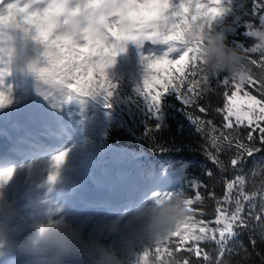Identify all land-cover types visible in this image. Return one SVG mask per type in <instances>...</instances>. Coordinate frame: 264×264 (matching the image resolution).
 I'll list each match as a JSON object with an SVG mask.
<instances>
[{"label": "snow or ice", "instance_id": "snow-or-ice-1", "mask_svg": "<svg viewBox=\"0 0 264 264\" xmlns=\"http://www.w3.org/2000/svg\"><path fill=\"white\" fill-rule=\"evenodd\" d=\"M35 2L41 5L39 10L27 3H12L0 11V31L15 30L23 39L42 45L44 66L33 64L32 69L48 85L60 92L103 96L107 107H111L117 85L106 70L128 42L159 39L171 45L174 58L144 57L146 74L143 89L138 91L154 114H158L165 93L175 92L196 131L204 137L201 150L216 165L219 175L205 169L202 175L208 183L198 178L189 184L190 189H196L194 196L181 191L191 210L188 223L184 230L155 243L151 252L159 256L166 251L170 264H250L256 245L264 244V0H253L252 11L244 13L251 17L244 22V35L253 38L254 44L245 47L234 41L231 46L244 55L249 69L246 79L210 74L196 54L199 44L188 42L184 36L185 24L194 16L203 18L205 28L216 27L231 10L225 0H181L179 9L172 13L170 0H82L87 23L68 30L61 27L62 17L57 20L51 15L63 10L67 0ZM218 6L223 15L214 16ZM9 9H15L17 15H10ZM162 64L176 66L179 75L174 77L175 83L171 74L162 77L154 71ZM85 70L98 73L95 87L79 86ZM157 84L160 90L153 91ZM241 91L244 101L237 99ZM208 94L216 98L215 102H198ZM4 103L0 94V106ZM256 132L258 136L253 135ZM11 171L0 172V180H6ZM218 184L225 188L222 196L215 191ZM243 235L249 237L252 251L240 239ZM202 244L214 247L209 251ZM255 254L264 264V249Z\"/></svg>", "mask_w": 264, "mask_h": 264}, {"label": "rangeland", "instance_id": "rangeland-1", "mask_svg": "<svg viewBox=\"0 0 264 264\" xmlns=\"http://www.w3.org/2000/svg\"><path fill=\"white\" fill-rule=\"evenodd\" d=\"M176 5H171L169 8V12H174L178 10L180 7L181 0H176ZM204 2V0H201ZM12 3L17 4H30L35 10H39L41 5L36 3L35 0H3L4 5H9ZM225 4L231 10L236 5V0H225ZM75 9V11H68V9ZM230 10V11H231ZM87 8H85L82 0H67L64 5V9L60 11H55L51 13L52 16H55L57 20L61 17L63 18V23L61 24L62 29L68 30L73 29L76 25L86 24L87 20L83 15V12H86ZM229 11V12H230ZM228 12V13H229ZM225 16V15H224ZM223 16V17H224ZM197 19L195 16L193 20ZM223 20L220 19L217 21L216 27ZM21 40H23L21 42ZM129 46V47H128ZM170 47L162 48L160 44H157V40L155 42L151 40L147 41H130L126 44L124 53H128V48L130 50L129 56H124L129 65L125 72L129 76H133L137 68H140L143 71H146L144 57H151L152 59H160V58H174L175 54L170 52ZM126 51V52H125ZM0 53L5 54L9 60L10 71L14 73L17 79V86L15 89L8 88H0V94H3L5 97V103L0 106V127H18L23 133H35L40 130L43 125L48 124L46 120H54L58 113L65 114L68 118H73L75 115H82L88 119L89 125L91 122H94V117H89L87 114V109L90 106L87 102H82L81 98L76 99V97H72L69 99L66 95V92H60L59 90L53 88L52 86H46L43 83V79H41L38 74L33 71L32 65L37 64L39 66L43 65V49L36 48V45H33L32 40H25L22 37V34L11 29H4L0 31ZM168 53V56L165 57V54ZM117 57H115L116 59ZM116 63V61H115ZM117 64V63H116ZM118 65V64H117ZM119 68L122 69V65H118ZM176 66H169L167 64L157 65L154 68V71H171L175 70ZM25 85V87H24ZM31 88V91H29ZM20 97V98H18ZM238 101L246 100L243 96H238ZM16 105L15 111H13V115L8 118L11 120H7V110L4 108L11 103ZM95 138V137H90ZM74 143L70 144L64 150L57 154L65 153L66 160L64 165L71 164L75 157L72 155L74 152L73 148ZM77 146V144H75ZM75 147V146H74ZM80 154L77 157H80L82 154L91 161H106L108 164L117 169L114 173V178L108 176V179H114V181L107 182V186H114L115 183L122 184L124 180L128 178L131 173L125 174L129 166L133 169V176L137 178L141 177L139 173V169L146 168L145 164L137 159L128 158L129 161L127 165L122 161H115L114 151L107 149H94L93 142L87 140V137L83 144L80 146ZM99 153L100 155L95 157L94 155ZM16 168V169H15ZM33 170L34 182L29 185L27 182V169ZM53 167L48 164L47 160H38L32 163L24 162L21 164H17L14 166L13 175L0 183V193L5 194L7 185L14 183L15 181L20 185V189L24 195H27L29 191V187L31 186L33 189L32 197H37V192L40 191L48 180L49 175H53L52 172ZM143 171V170H142ZM140 170V172H142ZM3 172V171H0ZM162 181L165 182L166 188H162L160 185H157L155 191L158 192L157 195L148 200L147 205L151 204L155 199L162 196L164 193H173L174 184L172 183V179L165 173V175L161 172ZM150 176V175H149ZM87 176H83L81 171H78L74 181L76 185L81 186L85 190H90V180L86 178ZM134 182H131V185ZM170 188V189H169ZM91 192V191H86ZM5 197V196H4ZM6 198V197H5ZM40 200V198H39ZM41 203V211L43 212L47 210L50 216L54 218H63L66 220L72 221L82 232L85 239L88 242L87 250L88 255L83 254L79 256H75L68 261V264H78L80 261H85V264H102V259L104 256L109 255L112 256L113 259L111 264H123V257L119 253L114 251L111 246L112 245H121L125 246L124 242L120 241V237L113 239L111 235L116 231L124 234V229L127 225H130L133 229L130 235H126V246H132V250L136 251L140 248V245L136 244V237L138 235V222L143 213V206L134 211V209L130 212L114 213V214H105L101 209L87 210L83 211L80 214H71L69 213L66 217H59L57 209L54 210L51 208L48 203L44 200L40 201ZM146 205V204H145ZM6 207L9 210H12L19 221H21L22 225H26L31 222V219L27 218L22 211V208H17L13 205L6 204ZM140 238V237H139ZM141 239V238H140ZM128 240V241H127ZM129 247V248H130ZM95 253V255H93ZM11 254H6L3 251H0V264H8L9 258ZM134 260V258H131Z\"/></svg>", "mask_w": 264, "mask_h": 264}, {"label": "trees", "instance_id": "trees-1", "mask_svg": "<svg viewBox=\"0 0 264 264\" xmlns=\"http://www.w3.org/2000/svg\"><path fill=\"white\" fill-rule=\"evenodd\" d=\"M253 9V0H237L236 7L228 14L225 20L217 26V31H224V37L229 46L232 43L239 42L245 47H251L254 39L244 35L246 28L244 22L251 19L245 12H251ZM258 23V21H257ZM86 71L83 72L85 75ZM108 78L117 85L114 95L111 98V107L115 116L120 118L119 122H111L108 119L109 114H98V120L101 124L99 138L102 145L117 152L120 158H140L150 162L156 170H166L173 178H176L175 192H186L194 196L196 189L189 188L192 180L200 178L204 183H208L207 177L202 175L205 169H212L219 175L216 165L205 156L201 146L205 144L204 137L196 131L195 125L191 123L186 114L184 104L177 98L175 92L170 91L162 99L158 114L150 111L149 103L141 95L138 89H143L145 72L137 71L134 78H127L125 75L114 71L109 67L106 70ZM171 74L173 83L174 77L179 73L176 71L162 72L160 76ZM91 83L95 87L99 79L98 73H88ZM227 76L228 73H222ZM84 84L90 81L83 77ZM107 86V85H105ZM160 90V85L154 86L153 91ZM243 94V91H241ZM103 98V96H101ZM215 97L208 94L205 100L198 101L204 104L206 101L215 102ZM196 114L203 117V114L196 110ZM219 122V117L217 118ZM258 136L259 133H253ZM210 147V145H209ZM222 158H224L222 156ZM251 167V165H249ZM227 175H230L227 174ZM251 177V173H249ZM259 181V176L255 178ZM215 191L218 195H223L225 188L217 185ZM211 211V207L209 208ZM244 241L249 251L253 250V245L247 235L240 237ZM193 243L192 241L186 242ZM206 250H211L214 245H201ZM152 243L145 246L143 255L151 252ZM264 249V244H257L253 255L250 258V264H261L260 256L255 252ZM183 251V249H181ZM167 255L162 251V258ZM134 264H142L135 262Z\"/></svg>", "mask_w": 264, "mask_h": 264}, {"label": "clouds", "instance_id": "clouds-1", "mask_svg": "<svg viewBox=\"0 0 264 264\" xmlns=\"http://www.w3.org/2000/svg\"><path fill=\"white\" fill-rule=\"evenodd\" d=\"M8 11L17 15L15 9ZM217 14H221L219 6L213 13L214 16ZM222 30L205 28L203 18L192 19L185 24L184 36L188 42L199 44L196 54L210 74L227 72L238 79H246L249 69L244 55L227 44L221 35ZM202 37L203 43H200ZM61 156L62 159L58 160ZM65 160V153L54 157V174L48 176L49 188L54 189L55 182L63 174ZM12 174L11 171L6 180ZM190 215V207L181 192L160 196L143 210L138 222V235L154 245L184 230ZM87 247L90 246L81 230L70 220L54 218L45 210L34 214L31 222L22 225L12 210L0 205V251L16 256L22 264H68L71 258L85 254ZM142 264H170V261L167 257L148 252L147 256L143 255Z\"/></svg>", "mask_w": 264, "mask_h": 264}, {"label": "bare ground", "instance_id": "bare-ground-1", "mask_svg": "<svg viewBox=\"0 0 264 264\" xmlns=\"http://www.w3.org/2000/svg\"><path fill=\"white\" fill-rule=\"evenodd\" d=\"M0 81H2V82H11V80L8 77H6V65L4 63V60L3 61H0ZM18 139H19V131L17 129H11L9 127H6L5 129H0V145H5V146L12 145ZM80 152H81L80 149H76L73 152V156L76 158L80 154ZM50 161H51V163L54 164V157L52 159H50ZM54 166H55V164H54ZM65 170H66L65 172L69 171L68 168L65 169ZM28 181H32V179H31L30 176H29V180ZM17 182L15 181L14 183H12V186H13V188L15 190H19V184ZM124 189H123V191L126 190V189L125 190ZM49 190H50V188L47 186V187H45L42 190V192L49 191ZM18 197H20V195H18ZM51 199H53V196L52 195L49 196V200H51ZM3 202L6 203V204H10L11 205V202L10 201H5V200H3L1 198L0 199V205H2ZM85 254L88 255V250L86 251ZM13 257H14V255L11 257V259ZM111 259H113L112 256H105L104 264H110V260Z\"/></svg>", "mask_w": 264, "mask_h": 264}]
</instances>
